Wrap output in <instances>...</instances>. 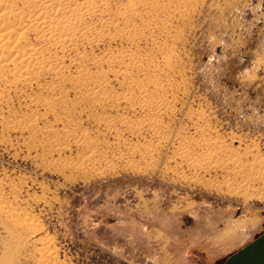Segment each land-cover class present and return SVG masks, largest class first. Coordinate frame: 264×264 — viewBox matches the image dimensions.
<instances>
[{"label":"rangeland","instance_id":"rangeland-1","mask_svg":"<svg viewBox=\"0 0 264 264\" xmlns=\"http://www.w3.org/2000/svg\"><path fill=\"white\" fill-rule=\"evenodd\" d=\"M110 1L140 35L80 51L140 70L90 97L0 81V264H224L264 234V0Z\"/></svg>","mask_w":264,"mask_h":264},{"label":"bare ground","instance_id":"bare-ground-1","mask_svg":"<svg viewBox=\"0 0 264 264\" xmlns=\"http://www.w3.org/2000/svg\"><path fill=\"white\" fill-rule=\"evenodd\" d=\"M132 8L131 4L121 6L110 0H0V81L6 80L8 87L17 83L30 85L37 83L41 75L48 74L58 83L73 85L75 92L83 96L101 94L110 70L114 71V77L128 78L131 71L140 70L142 64L134 52L127 49L113 53L108 49L101 55L90 53L92 55L87 56L79 46L98 47L104 40L116 37L134 43L141 29L123 20L124 12ZM66 60L77 67L74 76L68 75L70 65ZM82 60L90 67L81 66ZM139 89L140 98L144 99V91ZM107 99L110 95L106 93L102 100ZM114 99L130 101L126 95ZM247 156L245 154L244 161L248 160ZM224 160L241 163L231 158ZM249 161L252 162L249 171L262 176L264 182V158L250 157ZM239 166L244 165L241 163L235 169ZM9 216L18 217L12 213ZM21 219L18 223L25 228L29 240L39 245V255L52 257L43 232L29 219Z\"/></svg>","mask_w":264,"mask_h":264},{"label":"water","instance_id":"water-1","mask_svg":"<svg viewBox=\"0 0 264 264\" xmlns=\"http://www.w3.org/2000/svg\"><path fill=\"white\" fill-rule=\"evenodd\" d=\"M224 264H264V234L228 257Z\"/></svg>","mask_w":264,"mask_h":264}]
</instances>
